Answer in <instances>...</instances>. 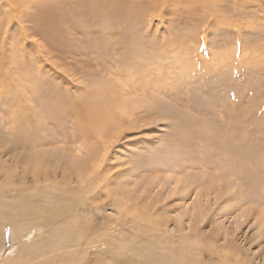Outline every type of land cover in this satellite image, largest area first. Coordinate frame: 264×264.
<instances>
[{
	"label": "rangeland",
	"instance_id": "obj_1",
	"mask_svg": "<svg viewBox=\"0 0 264 264\" xmlns=\"http://www.w3.org/2000/svg\"><path fill=\"white\" fill-rule=\"evenodd\" d=\"M26 1L7 0V5L2 0L0 41L6 40V27L13 24L15 43L25 44L32 56V44L38 41H23L20 26L40 32L39 42L46 43L56 32V46L46 43L51 52L45 61L49 77L58 72L82 88L90 87L94 78L118 83L111 71L131 62L134 52L138 55L160 42L161 50L149 51L148 57L163 53V59H158L162 68L151 65L154 71L143 76L150 95L140 94L141 108L122 124V131L105 133L108 148L92 141L103 157L99 172L105 179L92 177L90 186L101 182L96 196L86 192L81 197L73 190L82 186L73 170L79 159L89 162L90 153L72 115L54 118L40 110L38 104L47 98L34 91L42 82L27 71L30 64H24L20 85L29 100L22 102L20 114L33 122L29 132L45 127L42 143H56L39 150L50 152L58 164L48 167L49 182L44 171L37 175L28 165L30 151L22 143L15 147L5 107L9 99L17 104L20 97L0 96V264L9 255L20 257L21 244L14 241L12 229L25 217L21 208L26 197L45 187L60 192L52 194L50 204L38 199L50 210L62 209L61 216L35 226L41 237L30 249L42 251H33L30 264H47L57 255L60 264L72 258L74 264H264V0H50L62 17L57 13L45 18L26 8L24 18L15 10L22 14ZM103 1L114 8L113 15L97 13ZM46 2L35 1L39 8ZM41 49L47 59L48 52ZM38 60L34 57L31 64ZM62 140L67 143H59ZM79 146L83 158L76 156ZM65 181L73 187L70 197L63 196ZM110 191L116 196H109ZM109 217L114 226L106 233L103 226ZM89 227L91 232L82 239L87 244L77 253L80 248L71 246L75 232ZM97 237L101 242L93 243ZM42 254L45 257L37 258Z\"/></svg>",
	"mask_w": 264,
	"mask_h": 264
},
{
	"label": "bare ground",
	"instance_id": "obj_2",
	"mask_svg": "<svg viewBox=\"0 0 264 264\" xmlns=\"http://www.w3.org/2000/svg\"><path fill=\"white\" fill-rule=\"evenodd\" d=\"M14 1L15 0H13V2ZM35 1L36 0H27L25 2V5L21 4L22 5L21 7H25V10L23 11L22 14L17 9L15 11H17V14L19 16L22 15V17H24V18L26 17L25 15L29 13L28 11H26V8L29 10H34V12L36 11L37 15H39V14L44 15V17L45 16L50 17V16L57 14V13L61 14L60 15L61 17L63 16V13L61 12L60 9L54 10L55 7H53V9L50 7V5L52 4L51 3L52 1L50 2V0H47L48 2L45 3L47 5L45 6L42 4V6H40V8L37 7L38 5H36ZM1 2H2V0H0V9L4 10V9H2ZM4 2H5V0H4ZM6 2H7V0H6ZM22 2L24 3V1H22ZM105 2L106 1H103L104 6L98 8V9H100V12L97 11L98 9L96 10L97 13H100V15L101 14L113 15V13H115L114 8L110 7V5L107 4L108 2L107 3H105ZM93 3H94V1H93ZM172 3H174V2H172ZM8 4H10V2H7V5ZM60 8H62V7H60ZM20 10L22 11V9H20ZM93 13H92V16H94ZM13 14H15V13L13 12ZM95 15H96V13H95ZM120 16H121V14H120ZM14 17H16V16H14ZM61 17H59L60 19L58 18L61 21L60 24H62V18ZM96 17H100V16L96 15ZM100 18H102V17H100ZM64 19H66V18H64ZM15 20H17V19L15 18ZM116 20H118V19H115V21ZM91 21H93V19ZM22 23H24V21H22ZM38 24H41V23L38 22ZM12 25L13 24H9L6 27V30H5V34H7L6 40L4 38V41H2V40L0 41V44H1L0 60L3 59L2 63L4 64L3 65L2 63H0V96H4V99H8V97L11 94H14L15 96L20 97L19 103L17 102V104H14L11 101V99H9L10 101H7L5 104L6 110L8 111L9 114H11V119L9 120V122H10L11 130L15 133V137H16L15 147H18V143H22L25 148L29 149L30 153H29V157L27 160H29L30 163H28V165L29 164L32 165V167H33L32 169H35V172L37 175L44 171L43 173L46 176V181L49 182V177H48V173H47V170H49L48 167H50V166L52 167L53 163L58 164V160L55 158L54 155L49 154L50 152L46 153L42 150H39V148L42 146H53V144H55L56 142H54V143L52 142L48 145H45L44 143H42V140H44L42 134H44V132H45V127L42 126V129L40 128L41 131L39 130V132H37V131L36 132H29L28 129L31 127H34V125H32L33 122L30 123V121H26L20 114V109L23 110V106H24L22 104V102L29 100L27 98L28 92L24 91L23 90L24 87H22L20 85L22 82V78L20 76H21V73L23 72V69L27 68L26 66H24V64H30L31 68H27V71H30L33 75H37V79H40L42 82L41 88L35 90L34 95H37L38 97H39V95H43V96H45V98H47V100L44 103L38 104L40 110L42 112H45L47 116L51 115V117H54V118H59L63 114H65L66 116L72 115L74 117L72 119V121L75 123V125L77 126V128L79 130V134H80L79 138L85 143L84 146H86L87 151H89V153H90L89 156H91V157L88 160L89 162L79 159V163L78 164L76 163L75 169L73 171H75L77 173V177H78L77 180L79 182H81L82 186L80 188H76L73 190H78L77 194L79 193L78 195L80 197L83 194H85L86 192L90 193L92 196H96L97 193H95V191L97 189H99L101 182L95 183L92 187V186H90L91 185L90 180L92 179V177H95V178L100 179V181H101V180L105 179L104 178L105 175L104 174L100 175L99 170L101 169L102 164H103V162H102L103 157H101L102 155L99 156V149L94 145L95 144L94 142L98 141L97 143H99V141H100L103 149L106 150L108 147L104 143L105 133H110L112 130H116V129L118 130L120 127H123L122 124L129 122L130 118L132 116H134L135 112L141 108L142 103L139 100L140 94H142V93L144 94V93L148 92L147 95L148 94L150 95V93H149L150 92V86L148 87L147 86L148 84L146 83L148 81V79H147V81H146V79L144 80L143 76L145 75V77H146V75H149L150 72L154 71V70L150 71L151 67H152L151 65H154L155 67L157 65V67L159 69L162 68L161 67L162 65L160 64V62H158L159 61L158 59H160V60L163 59L162 58L163 53L162 54L160 53L162 55L160 57L158 56L159 53L157 55L156 54H153V55L150 54L151 57H148V55L150 52L154 53L156 50H157L156 52H158L159 48L162 47V44L160 42L157 45L155 44L156 46H154V45L151 46V48H149V49L143 48L140 51H143L144 54L139 53L140 55L139 54L136 55V53L134 52V54H133L134 58L131 60V62H129L128 64L124 63L119 70L114 69L113 71H111L110 74L115 78L114 80H117L118 83H115V82L113 83V81H108L106 79H103V77L97 79L96 81L94 78V80L92 79L93 82L91 81L92 85H90V87L82 88V87H79L78 85H73L69 80H64L65 79L64 76H62L58 72L55 73L54 74L55 76H53V77L48 76L50 71H47L48 69L47 70L45 69V67H46L45 61H47V60L49 61V56H50L51 52L47 51L46 43L52 44L53 47L56 46V44H54L56 42L54 39H56V38L53 37L56 34V32H53L54 34H52L50 36L51 38L47 39L46 40L47 42L45 43L42 41L39 42V40L36 39V36H38L40 34V32L34 30L33 28L29 29L28 32H26V28L24 26L23 27L20 26V30L22 33L21 39H23V41L28 40V39H32V41L33 40L38 41V42L33 43V44L30 42L32 44V46L34 45V54H32V56H30L31 53H29L25 49V47H24L25 44H22V45L19 44L18 45L17 43H15L14 37L11 36L12 35L11 29L13 28ZM57 32H58V30H57ZM2 34H4V33H2ZM111 34L112 33H110V35ZM111 38H112V36H111ZM121 41H122L121 38H119V40L118 39L116 40V38H114L115 43H117V42L121 43ZM135 41H137V40H135ZM162 43L164 44V42H162ZM112 44H114V43H112ZM239 44H241V43H239ZM7 46H9L8 50H7ZM109 46H111V45H109ZM138 46H139L138 48L143 47L142 44H139ZM26 47H27V45H26ZM41 47L45 48V51H46L45 54L48 52L46 54V57L48 56L47 59L44 58L42 51H41L42 50ZM240 48H241V46H240ZM240 48H239V51H240ZM6 50H7V52H6ZM146 50L148 52H146ZM160 50H161V48H160ZM110 51H111V49H110ZM58 52H60V50H58ZM52 53L54 55L53 51H52ZM142 55H144V56L142 57ZM34 57L39 59L37 65H34L33 63L31 64ZM53 57H55V56H53ZM185 60L190 63L188 58H186ZM156 62H158V63H156ZM191 64L193 65V63H191ZM66 65L68 66V64H66ZM54 67H56V65ZM155 67H153V68H155ZM74 77H76V74H73V77H71L70 80L74 79ZM51 78L53 79L52 83H51ZM126 79H131V80H133V82L127 83ZM56 81H58V82H56ZM140 81L144 82V83L142 82V84H141L142 88L140 86ZM62 84H63V86H62ZM73 89L77 91L76 94L73 93ZM77 93L78 94L81 93L79 96L80 97L79 99L76 96ZM134 106H137V107L133 108ZM127 115H129L128 121H127V119H124V118H126ZM54 118H52V119H54ZM40 121L43 123V125L48 123V121H46V120H43V121L40 120ZM58 122L60 124H62L61 123L62 120L58 121ZM48 124H50V123H48ZM122 130L123 129H121V131ZM118 131L120 132V130H118ZM27 133L29 134V136L26 137ZM79 138H77V139H79ZM46 139H49V138H46ZM93 140H94V142H92ZM59 143L66 144L67 141L62 140ZM74 143H77L76 140L74 141ZM55 149H57V148H55ZM55 149L52 148V151H55ZM82 150H83V148H81L79 146L77 155L76 154L75 155L76 156L82 155V158H83L84 153ZM102 152H103V150H102ZM76 156H74V158H76ZM106 180H109V179H106ZM83 183H88V185L83 184ZM65 186H66V190L64 189L65 192H63V196H64V193H67V195L70 197V195H71L70 189L73 187L71 186V184L68 181H65ZM45 188H44L45 191H41V189L38 188V190L41 191V192H39L41 194V196H39L40 194L37 195L34 193V194H30V196L28 195V197H26V202H25L23 208H21L22 211L19 210V211H21V215H23L25 217H22L23 219L19 223L15 221V226L12 229L14 241L20 242V244H21L22 255L20 253V257H18V258H15V257L13 258V256L9 255L8 259L6 261H4L3 264H30V261H28L29 257H31V259L33 258V254H34L33 251L35 250V249L32 250L30 248L34 246L36 239L41 237V233H39L40 230L36 229L35 226H42L41 223L48 222V221L50 223L52 221L51 219H52L53 215H56L59 217L61 216L60 211L62 209L59 208V210H57V209L50 210L47 207V205L44 204V203L50 204L49 201H52L51 198L53 197V195L59 194L60 190L59 189H53V187H49L48 190H46ZM22 192H24V191H22ZM5 193L7 194V192H5ZM10 193H11V191H10ZM67 195H66V198H68ZM73 196L74 195H72V197ZM109 196H112V198H113V196H116L115 192L110 191ZM40 197H42L45 200L38 199ZM119 197H121V196H119ZM122 197H124V196H122ZM91 198H93V197H91ZM3 199H5V201L8 200L6 197H4ZM126 199H125V201H126ZM40 200H41V202L43 201L44 203H41ZM71 201L74 202L75 198H72ZM32 203H37V204L32 206ZM9 207H11V206H9ZM3 209H5V208L3 207ZM97 209H99V208H97ZM8 210H10V208ZM64 212L67 213L66 211H64ZM11 213H12V211H11ZM19 214H20V212H19ZM15 218H16V215H15ZM31 219H37L38 222L30 223L29 220H31ZM107 220H108V222H106L104 224L103 229L106 230V233H109V232L111 233V230L113 229V226H114V221H113L112 217H109ZM1 226L3 227L2 224H1ZM91 228L94 230L97 227L94 226ZM91 228L89 227L87 229H82L81 231L75 232L77 238L74 237L76 240H72V242L74 244L71 246L74 248H80L76 251L77 253H81L82 252V250H81L82 245L87 244L85 242H82V239H83V237H85L87 231L91 232ZM1 229L4 230L3 228H0V231H2ZM98 230H99V228H98ZM71 233L72 232H70V234H68L70 237H71ZM96 233H97V231L94 232V234H96ZM60 235H61V233L58 234L59 238H60ZM90 237H91V235H90ZM59 240L61 241V239H59ZM94 240L95 241L93 243H100L101 242V240H98V237ZM68 242L71 243V240H68ZM59 248L60 247H58L56 249L59 251L60 250ZM36 250L38 251L39 249L37 248ZM52 250L54 251V249H52ZM41 251H42V249L39 250L37 253H40ZM2 252H3V248L1 247L0 248V255L2 254ZM45 255L46 254H42V255L38 256L37 258H39V259L43 258V257H45ZM60 257H61V255H57L55 258L60 259ZM10 258H12V259H10ZM19 258L21 259V261L16 262L17 259L19 260ZM56 259L54 260V258H52L50 260V263H47V264H60ZM64 260H66V259H61L62 264H74V263H76V261L73 258H72V260H70V261L68 260L67 262H64ZM40 262H42V261H40ZM0 263H2V261ZM38 264H44V263H38Z\"/></svg>",
	"mask_w": 264,
	"mask_h": 264
}]
</instances>
